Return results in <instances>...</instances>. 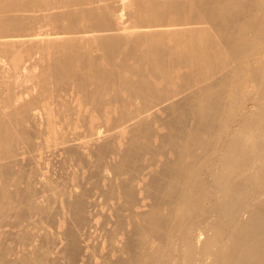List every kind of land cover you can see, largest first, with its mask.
Here are the masks:
<instances>
[{"label": "bare ground", "instance_id": "obj_1", "mask_svg": "<svg viewBox=\"0 0 264 264\" xmlns=\"http://www.w3.org/2000/svg\"><path fill=\"white\" fill-rule=\"evenodd\" d=\"M0 264H264V0H0Z\"/></svg>", "mask_w": 264, "mask_h": 264}]
</instances>
